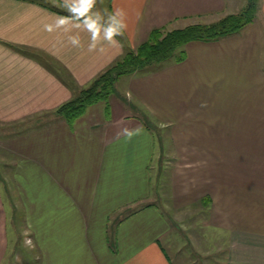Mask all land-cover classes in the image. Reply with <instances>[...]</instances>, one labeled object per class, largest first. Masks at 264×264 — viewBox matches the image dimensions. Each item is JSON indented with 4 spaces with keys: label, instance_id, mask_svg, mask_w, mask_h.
<instances>
[{
    "label": "crops",
    "instance_id": "0c3cea01",
    "mask_svg": "<svg viewBox=\"0 0 264 264\" xmlns=\"http://www.w3.org/2000/svg\"><path fill=\"white\" fill-rule=\"evenodd\" d=\"M243 1L97 0L128 27L88 51L85 31L44 30L64 0H0V264H178L189 248L190 264L219 251L218 264H264V0L240 31L120 76L107 104L56 113L153 29ZM156 127L165 187L151 185Z\"/></svg>",
    "mask_w": 264,
    "mask_h": 264
},
{
    "label": "trees",
    "instance_id": "16d2710c",
    "mask_svg": "<svg viewBox=\"0 0 264 264\" xmlns=\"http://www.w3.org/2000/svg\"><path fill=\"white\" fill-rule=\"evenodd\" d=\"M258 0H246L237 12L208 23H191L182 27L153 29L148 38L135 49H126L108 68L98 74L86 87L81 88L56 110L71 123L85 108L98 101L109 102L115 92V81L146 66L168 60L180 61L182 47L192 40L210 41L240 31L255 18Z\"/></svg>",
    "mask_w": 264,
    "mask_h": 264
},
{
    "label": "clouds",
    "instance_id": "9594fccd",
    "mask_svg": "<svg viewBox=\"0 0 264 264\" xmlns=\"http://www.w3.org/2000/svg\"><path fill=\"white\" fill-rule=\"evenodd\" d=\"M102 2V0H101ZM97 0H64L68 15L58 17L54 23L44 25V30L51 33L59 29L70 31L72 28L85 31L90 36L88 51H103V44L117 46L118 36H123L128 25L123 9L102 13L96 10ZM68 42L72 47H82L79 32L69 35ZM30 243V241H29Z\"/></svg>",
    "mask_w": 264,
    "mask_h": 264
},
{
    "label": "rangeland",
    "instance_id": "374dc122",
    "mask_svg": "<svg viewBox=\"0 0 264 264\" xmlns=\"http://www.w3.org/2000/svg\"><path fill=\"white\" fill-rule=\"evenodd\" d=\"M238 2H239V0H238ZM243 2H244V4H243ZM243 2H242V6L240 7V9L245 5L246 0L243 1ZM233 9H234V7H233ZM235 9H238V8H235ZM165 130H167V129L165 128ZM152 132H153L154 137H155L156 145L161 147V150H162L161 154L162 155H161L160 160H158L157 162L154 161V164H153L154 168L152 169V172H150L151 185L153 186V185L157 184V185H162L163 187H165V183L167 182V178L165 176V175H167V169H166L167 167H165L166 160L164 158L165 157L164 156L165 155L164 154L165 153L164 150H165L166 143H167V135L165 134L166 131H164L162 128H157V127L156 128H152ZM154 160H155V158H154ZM159 167H160V169H159ZM181 230L183 232V236L185 235L184 239H183L184 243H185V239H186V236H187L186 235L187 231L185 232L184 229H181ZM184 243L182 244V242H181V247L184 245ZM174 249L175 248L171 246V249L169 250V251H171L170 252L171 255H172V253L175 252ZM192 250L193 251H191L190 248H189V250L187 249V251L185 253L183 251L181 252V257L184 259L185 264H190V262L192 263V260H194V258H188V255H190L193 252H195L194 251L195 249L192 248ZM177 255H180V254H177ZM196 255H198L199 259L198 260L196 259L197 262H195V264H203V263L205 264L206 263L205 259L207 257H205L206 256L205 254H201V253L196 252ZM222 255L223 254L221 253V251H219L217 255H214V258H211L212 254H209V256H208L210 258V259H208L209 264H215L214 262H217V264H218V262L221 260V256ZM179 257H176V259L181 260V259H179ZM184 262H182V263L178 262V264H184Z\"/></svg>",
    "mask_w": 264,
    "mask_h": 264
}]
</instances>
